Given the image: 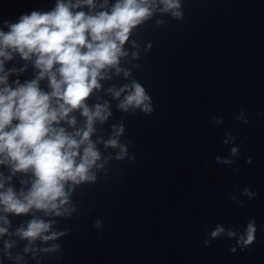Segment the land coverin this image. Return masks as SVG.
Returning <instances> with one entry per match:
<instances>
[{"label":"water","instance_id":"95a60500","mask_svg":"<svg viewBox=\"0 0 264 264\" xmlns=\"http://www.w3.org/2000/svg\"><path fill=\"white\" fill-rule=\"evenodd\" d=\"M52 6L53 0H0V18L15 21ZM184 17L139 31L141 49L148 42L152 48L142 52L134 76L154 111L123 117L122 140L131 142L135 160L113 162L106 180L77 190L80 214L58 225L69 232L62 259L45 257L42 264H264V0H184ZM113 110L106 129L122 118ZM241 110L247 125L235 119ZM226 132L240 146L232 166L215 161L229 155ZM234 185L257 196L242 197L240 208L228 199L238 195ZM249 220L257 233L246 250L230 253L235 241L226 235L204 247L217 225L242 231ZM19 222L13 218L14 226Z\"/></svg>","mask_w":264,"mask_h":264},{"label":"clouds","instance_id":"9594fccd","mask_svg":"<svg viewBox=\"0 0 264 264\" xmlns=\"http://www.w3.org/2000/svg\"><path fill=\"white\" fill-rule=\"evenodd\" d=\"M165 17L183 23L184 0H53L48 10L33 9L15 21L0 18V261L62 259L61 241L69 232L58 225L80 214L77 190L106 180L113 162L135 160L131 142L122 140L123 117L154 111L134 76L152 43L141 49L136 37L150 22L165 26ZM17 59L19 65L9 67ZM113 109L122 118L106 129ZM235 119L249 123L243 110ZM225 137L229 155L215 161L232 166L240 146L231 132ZM233 188L238 195L228 199L240 208L242 197L257 196L248 187ZM13 218H20L15 226ZM93 227L101 230L102 221ZM256 233L255 220L242 231L217 225L203 245L226 235L235 241L230 253L244 251Z\"/></svg>","mask_w":264,"mask_h":264}]
</instances>
